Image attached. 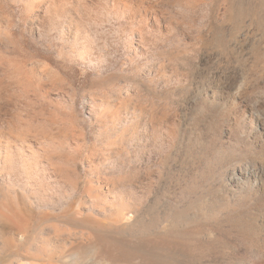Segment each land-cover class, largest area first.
I'll return each instance as SVG.
<instances>
[{
	"label": "rangeland",
	"instance_id": "1",
	"mask_svg": "<svg viewBox=\"0 0 264 264\" xmlns=\"http://www.w3.org/2000/svg\"><path fill=\"white\" fill-rule=\"evenodd\" d=\"M0 264H264V0H0Z\"/></svg>",
	"mask_w": 264,
	"mask_h": 264
},
{
	"label": "bare ground",
	"instance_id": "2",
	"mask_svg": "<svg viewBox=\"0 0 264 264\" xmlns=\"http://www.w3.org/2000/svg\"><path fill=\"white\" fill-rule=\"evenodd\" d=\"M223 99V97H221Z\"/></svg>",
	"mask_w": 264,
	"mask_h": 264
}]
</instances>
